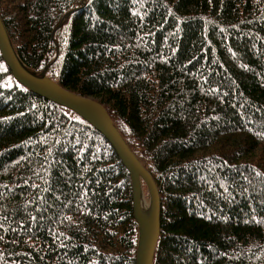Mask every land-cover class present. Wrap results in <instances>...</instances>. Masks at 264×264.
I'll list each match as a JSON object with an SVG mask.
<instances>
[{"label": "trees", "instance_id": "trees-1", "mask_svg": "<svg viewBox=\"0 0 264 264\" xmlns=\"http://www.w3.org/2000/svg\"><path fill=\"white\" fill-rule=\"evenodd\" d=\"M0 15L23 64L103 104L154 180L152 264H264V0H0ZM138 241L113 144L0 50V264H136Z\"/></svg>", "mask_w": 264, "mask_h": 264}, {"label": "water", "instance_id": "water-1", "mask_svg": "<svg viewBox=\"0 0 264 264\" xmlns=\"http://www.w3.org/2000/svg\"><path fill=\"white\" fill-rule=\"evenodd\" d=\"M0 50L5 63L12 70L13 76L17 80L37 91L43 97L81 113L113 144L131 172L133 180L134 209L139 231L136 264H152V257L159 236V194L154 180L136 159L135 154L115 127L108 110L96 99L73 93L56 81L49 79L46 70L41 75L32 73L18 56L1 15ZM141 180L146 184L149 193V220L143 218L140 212L141 197L143 195Z\"/></svg>", "mask_w": 264, "mask_h": 264}, {"label": "rangeland", "instance_id": "rangeland-1", "mask_svg": "<svg viewBox=\"0 0 264 264\" xmlns=\"http://www.w3.org/2000/svg\"><path fill=\"white\" fill-rule=\"evenodd\" d=\"M7 84L11 85L10 79H7L2 83V85H4V86ZM141 204L140 205H141L143 211L145 212V218H146V220H149V217H150V199H149V196H146L144 193L141 197Z\"/></svg>", "mask_w": 264, "mask_h": 264}, {"label": "bare ground", "instance_id": "bare-ground-1", "mask_svg": "<svg viewBox=\"0 0 264 264\" xmlns=\"http://www.w3.org/2000/svg\"><path fill=\"white\" fill-rule=\"evenodd\" d=\"M142 205V204H141ZM140 212L142 214V217L144 218L145 217V212L143 211L142 207H140Z\"/></svg>", "mask_w": 264, "mask_h": 264}]
</instances>
